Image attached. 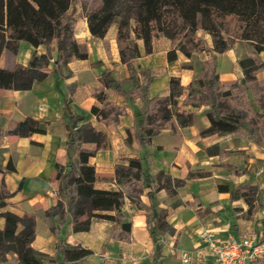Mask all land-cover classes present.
<instances>
[{"label": "crops", "instance_id": "0c3cea01", "mask_svg": "<svg viewBox=\"0 0 264 264\" xmlns=\"http://www.w3.org/2000/svg\"><path fill=\"white\" fill-rule=\"evenodd\" d=\"M84 21L83 28L77 29L75 23L73 36L77 43L85 46L87 58L57 61V51L52 45L47 66L42 69L47 75L41 82H34L27 90L0 93L2 129L8 128L11 122L30 117L39 123L42 131L27 137L0 135V188L7 192L0 206V230L4 226L3 213L15 220L24 214H33L35 234L30 247L47 258L41 264H56L61 244L79 245L92 251L77 264H181L178 250L199 246V231L204 225L217 239L223 240L247 231L262 233L264 168L260 169L263 177L257 180L253 179L252 169H249L256 160L264 162L262 147L256 145L249 135L244 138L233 133L202 135L201 131L209 126L205 114L208 107L204 105L193 109L192 123L185 128L178 127L173 121L172 128L162 129L148 144L139 145L134 139L128 141L126 131L135 129L139 119L137 110L142 111L144 100L138 96L125 99L119 93L104 89L99 78L103 72L116 78L115 71L119 67L124 71L123 77L128 78V66L120 63L116 47L113 59L109 60L103 47L108 30L104 38L94 39L88 31L86 17ZM208 46L212 49L211 43ZM241 47L236 45L223 54L212 53L219 58L232 52V59L238 67L233 74H224L217 62L216 72L221 83L242 79L238 63L246 51ZM151 48L150 53H141L136 61L141 71L151 77L147 87L149 97L167 94L171 77L179 78L183 87L199 78L201 68L196 71L181 66L188 62V57L177 52L176 59L167 62L168 48L161 49L156 45ZM46 53L43 44L33 47L18 42L12 52L6 48L1 50L0 68L27 67L32 55ZM202 55L206 54H194ZM259 56L264 61V52ZM257 78L263 80L264 71L258 72ZM116 79L121 89L127 92L129 88H123V80ZM99 90L106 93L108 101L125 109V113L118 115L108 126L91 113L92 106L100 108L95 99ZM86 122L104 135V146L88 160L94 166V176L87 182L100 190L121 192L116 199L91 202L98 207L112 208L98 213L119 214L121 217L118 223L91 218L87 231L73 232L65 207L59 214H48V211L63 201L56 180L59 164L77 153L76 145H67L68 129ZM82 147L93 149L94 144ZM8 162L13 171H8ZM118 164L134 166L148 177V183L139 181L121 185L115 178ZM159 172L172 180H184L174 196L161 187L160 177L159 180L155 177ZM189 173L198 175L189 176ZM219 185L227 186L230 191L235 188H251L253 191L247 194V201L240 194L231 196L229 191L218 190ZM129 186H133L137 193L130 194ZM175 200L178 202L174 205ZM162 210L166 211L165 220L172 233H158L156 243L148 225L156 226ZM0 264H18L16 254L7 253Z\"/></svg>", "mask_w": 264, "mask_h": 264}, {"label": "trees", "instance_id": "16d2710c", "mask_svg": "<svg viewBox=\"0 0 264 264\" xmlns=\"http://www.w3.org/2000/svg\"><path fill=\"white\" fill-rule=\"evenodd\" d=\"M72 0H0V54L3 48L14 51L18 42L33 47L45 45L46 54L32 55L27 67L15 65L12 70L0 68V93L13 90L30 89L34 82H41L46 77L42 69L47 66L51 54V46L57 51V61L68 62L72 59L87 58L85 46L77 43L73 36L76 21L69 14ZM235 7L228 10V0H99L97 5L86 13L88 31L94 39L104 38L107 30L115 20H119L117 49L120 63L132 69L133 61L141 56L137 41H142L145 53L151 52L152 41L160 34L169 40L167 62L177 57V52L191 57L205 53L208 57L200 60L201 71L196 80L197 87L191 83L183 87L179 78L171 77L167 94L148 96L147 87L150 79L127 92L120 87V82L112 78L108 72L100 75L103 87L108 92L121 94L125 99L140 97L144 100V108L138 113L135 129L126 131L127 140L134 139L139 145L148 144L152 137L165 128H172L173 121L180 128L192 123L193 109L207 106L205 114L209 126L201 131L202 135L230 134L241 137L256 136L258 129L264 139V120L261 113L254 110L258 104L257 86L264 84L258 80L257 73L264 71V61L259 54L264 52V0H234ZM26 7V9H22ZM198 31L209 34L212 49L208 48ZM248 43L252 51L239 61L243 74L239 81L221 83L216 72L217 54L225 53L234 44ZM185 68V66H183ZM182 98L180 104L179 100ZM95 99L100 108L92 106L91 113L98 121L111 125L118 115L124 114L122 106L107 100L106 93L99 90ZM6 129L0 127V135L27 137L32 133H42L39 123L33 118L11 122ZM67 145L77 146L74 157L68 156L63 164H59L56 180L59 182L58 192L63 201L50 208L48 214H59L65 208L69 214L68 223L72 231H87L89 222H77L74 211L78 204H88L96 199H116L121 192L100 190L87 182L94 176V166L88 160L104 146V135L95 130L89 122L68 129ZM94 144L93 149L82 146ZM13 171L11 163L6 165ZM198 173H189V176ZM161 187L172 197L176 188L183 185L184 180L170 179L158 173ZM117 182L126 179L125 184H136L139 181L148 183V177L132 166L116 165ZM218 190L229 191L231 196L242 195L249 201L251 188H235L230 191L227 186L219 185ZM160 189V187L158 188ZM7 192L2 188L0 206ZM65 207V208H64ZM97 211L111 210L107 207H93ZM4 226L0 230V262L7 253H15L18 264H41L47 258L40 252L31 249L34 239L35 224L33 214H24L15 220L3 213ZM97 219H107L118 223L120 215L93 214ZM166 211L158 214L156 226L149 223L150 235L157 232L172 233L165 220ZM19 226H21L19 228ZM264 233V220L263 228ZM159 235V234H158ZM157 235V236H158ZM155 236V235H154ZM156 236V243L158 237ZM58 264H77L89 256L92 251L79 245L58 246Z\"/></svg>", "mask_w": 264, "mask_h": 264}, {"label": "rangeland", "instance_id": "374dc122", "mask_svg": "<svg viewBox=\"0 0 264 264\" xmlns=\"http://www.w3.org/2000/svg\"><path fill=\"white\" fill-rule=\"evenodd\" d=\"M99 0H72L71 4H70V8H69V14L74 18V20L76 21V26L77 29L78 28H83L84 25V17L86 15L87 12H89L93 7H95L97 5ZM228 10H233L235 7V3L234 0H228ZM22 9H26V7H23ZM118 27H119V20H115L112 25L109 27L108 32H107V40L103 41V47L104 49H106V53L108 54L109 60L111 61L114 57L115 54V47L117 49L116 46V41L118 38ZM198 34L202 36L205 44L207 47H209V43H211V38H209V34L207 33H203L198 31ZM138 47L140 48V52L143 54L144 52V48H142V41H137ZM157 46L158 48L161 49H170L169 47V40L165 37L164 34H160L157 38H155L151 44V46ZM236 45H240L242 47H245V51L246 53H242L240 57H245L247 56L251 51L252 48L250 47V45H248V43H241V44H234V46L232 48H234ZM241 47V48H242ZM227 52V51H226ZM225 52V53H226ZM180 53V52H179ZM223 54V53H222ZM192 58H188V62H185L184 64H182L181 66H185L186 68H194L196 71L198 68H201L200 65V60L206 59L208 56L207 55H202V56H194L192 55ZM233 54L232 52H228L227 54L221 56V57H217L216 60L217 62L220 64V69L223 70L224 74H233L238 67L236 66L235 61L232 59ZM242 57V58H243ZM137 59L133 61L134 65L132 67V69H127V73H128V78L123 77L124 75V71L120 70L119 67L116 68V78H119L121 80H123V88L124 89H130L132 87H136L139 86L140 83L144 84L145 80L150 79L151 77L149 76L148 73H144L141 71L139 65L136 63ZM114 64V63H113ZM115 67V65H114ZM197 80V79H196ZM196 80H193L191 82V84L194 87H197L196 84ZM257 91L259 93V95H257L256 100L257 102H259L258 104H255L253 106L254 110L261 113V119L264 120V84L262 85H258L257 87ZM143 110V109H142ZM139 112H141V110H137ZM137 112V113H139ZM250 139H253V141H255L256 145L261 146L262 150L264 151V139L262 137V131H260L258 129V133L256 136H250ZM134 167V166H132ZM261 168H264V162H262L261 160L259 161H254L252 163V166L249 169H252V174L253 179L257 180V178H262L263 174L260 171ZM260 171V172H259ZM258 175H257V174ZM157 179L159 180L158 174H156ZM126 179L123 178L122 180H120V184L123 185L125 184ZM248 186V185H247ZM256 187V188H255ZM253 187L254 189H256V193L258 192V188L257 186ZM129 192L130 194H136V190L134 189L133 186H129ZM1 188H0V193H1ZM255 193V194H256ZM178 201L175 200V202L173 203L175 205V203H177ZM93 207H95V205H93L92 202H88V204H78L76 206V210L74 211V216L77 222H80L82 224L88 223L89 219L91 218H95L96 217L93 216V214L98 213L99 211L95 210ZM155 237L158 235L157 232L154 233ZM115 236V234H114ZM46 261V260H45ZM58 263V261H57ZM56 263V264H57Z\"/></svg>", "mask_w": 264, "mask_h": 264}, {"label": "built area", "instance_id": "2783aa9c", "mask_svg": "<svg viewBox=\"0 0 264 264\" xmlns=\"http://www.w3.org/2000/svg\"><path fill=\"white\" fill-rule=\"evenodd\" d=\"M199 246L178 250L181 264H264V233L247 231L237 237L217 239L206 226L199 231Z\"/></svg>", "mask_w": 264, "mask_h": 264}]
</instances>
